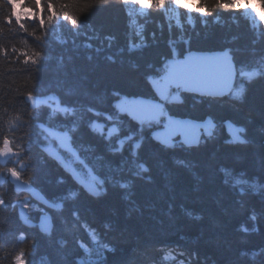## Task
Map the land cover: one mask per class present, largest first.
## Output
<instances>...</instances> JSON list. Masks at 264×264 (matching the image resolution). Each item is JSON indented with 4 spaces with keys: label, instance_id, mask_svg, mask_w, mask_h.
<instances>
[{
    "label": "trees",
    "instance_id": "1",
    "mask_svg": "<svg viewBox=\"0 0 264 264\" xmlns=\"http://www.w3.org/2000/svg\"><path fill=\"white\" fill-rule=\"evenodd\" d=\"M0 9V264H264V0H0ZM186 47L229 48L240 90L165 101L172 117L216 123L198 144L170 146L114 102L156 100L150 77ZM41 124L67 133L76 169L99 180V193L47 152ZM11 169L54 207L16 193ZM45 212L50 232L37 227Z\"/></svg>",
    "mask_w": 264,
    "mask_h": 264
},
{
    "label": "water",
    "instance_id": "2",
    "mask_svg": "<svg viewBox=\"0 0 264 264\" xmlns=\"http://www.w3.org/2000/svg\"><path fill=\"white\" fill-rule=\"evenodd\" d=\"M174 65L176 70L171 74L174 85L200 96L222 97L231 93L238 73L229 48L217 51L188 50ZM215 125L209 116L204 119L181 118L178 140L187 146L196 145L202 135L212 133ZM225 125L232 138L236 139L231 123L227 120ZM10 181L16 191L26 192L38 202L52 206L38 190L22 182L13 172L10 174ZM38 225L41 231L50 230L49 216L40 217Z\"/></svg>",
    "mask_w": 264,
    "mask_h": 264
},
{
    "label": "rangeland",
    "instance_id": "3",
    "mask_svg": "<svg viewBox=\"0 0 264 264\" xmlns=\"http://www.w3.org/2000/svg\"><path fill=\"white\" fill-rule=\"evenodd\" d=\"M173 56L174 58L179 57L175 49L173 50ZM173 63V59L168 60L158 75L150 77V83L158 99L121 96L114 102L115 107L119 111L128 113L141 124H147V126L156 124L157 126L151 132L152 136L168 145H172L175 142L174 136L179 132L180 126L179 119L169 115L163 107L164 101L177 100L179 98V90L175 89L171 79V74L174 71ZM238 90H240V87L238 89L234 88L233 92ZM43 102L50 104L54 109L66 110V107L56 102L55 99H44ZM40 126L46 129L48 133V141L44 145L47 152L56 157L87 190L92 193H99L102 189L99 186V180L93 175L95 182H92L89 175L87 176L82 170L76 169L74 165L76 158L72 154L73 150L70 147L67 133L57 131L43 124ZM62 151H64V154H62Z\"/></svg>",
    "mask_w": 264,
    "mask_h": 264
},
{
    "label": "clouds",
    "instance_id": "4",
    "mask_svg": "<svg viewBox=\"0 0 264 264\" xmlns=\"http://www.w3.org/2000/svg\"><path fill=\"white\" fill-rule=\"evenodd\" d=\"M195 2H196V0H192L193 4H195ZM18 7H19V5H18ZM25 11H30V9L26 8ZM2 12H3V9H0V13H2Z\"/></svg>",
    "mask_w": 264,
    "mask_h": 264
},
{
    "label": "snow or ice",
    "instance_id": "5",
    "mask_svg": "<svg viewBox=\"0 0 264 264\" xmlns=\"http://www.w3.org/2000/svg\"><path fill=\"white\" fill-rule=\"evenodd\" d=\"M202 11L204 10V9H201Z\"/></svg>",
    "mask_w": 264,
    "mask_h": 264
}]
</instances>
